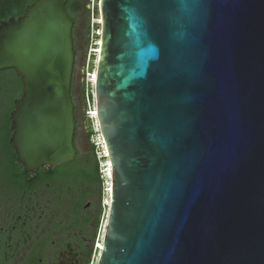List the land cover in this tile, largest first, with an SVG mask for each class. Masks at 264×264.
Segmentation results:
<instances>
[{"label": "water", "instance_id": "1", "mask_svg": "<svg viewBox=\"0 0 264 264\" xmlns=\"http://www.w3.org/2000/svg\"><path fill=\"white\" fill-rule=\"evenodd\" d=\"M68 1L0 22V71L22 86L9 143L29 175L77 155ZM99 12L111 195L96 264H264V0H99Z\"/></svg>", "mask_w": 264, "mask_h": 264}, {"label": "rangeland", "instance_id": "2", "mask_svg": "<svg viewBox=\"0 0 264 264\" xmlns=\"http://www.w3.org/2000/svg\"><path fill=\"white\" fill-rule=\"evenodd\" d=\"M75 1L82 4V9L75 13L77 23L74 28L76 66L72 94L79 121L75 145L83 157L87 158L93 152L98 169V181L95 184L78 188L79 192L85 193L79 213L80 223L87 215L89 221L85 230L77 226L68 230L67 227L73 225L69 211L58 216L53 208L51 193L44 189L31 190L21 195L0 190V202H3L0 210V258L8 259L7 264L26 262L34 241L46 232L50 233L51 244L45 246V252H38L41 257L37 264H96L100 255L109 209L110 180L106 172L107 157L103 152L95 119L92 81L95 77L100 34L99 0ZM13 97L14 101L19 97V92ZM69 194L71 198V192ZM27 220L29 224L26 229L21 221ZM10 255L12 258H9Z\"/></svg>", "mask_w": 264, "mask_h": 264}, {"label": "trees", "instance_id": "3", "mask_svg": "<svg viewBox=\"0 0 264 264\" xmlns=\"http://www.w3.org/2000/svg\"><path fill=\"white\" fill-rule=\"evenodd\" d=\"M33 0H0V22L6 21L10 17L20 16L24 9L31 4ZM73 3L74 9L67 6L66 11L74 25L77 23L75 13L82 9L79 1L69 0ZM67 2V3H68ZM21 81L12 70L0 71V190L5 192H14L16 195L27 193L31 190L44 189L51 193L53 208L58 216H61L66 210L69 211L73 226L85 230L88 224V215L80 223V209L84 204L85 193L79 192L78 188L91 186L98 181V169L93 152L89 157H83L77 152L75 160L59 168H41L29 178V174L24 173L22 167L16 162V156L9 143L11 136L9 113L13 110V95L19 92L21 96ZM13 97V98H12ZM17 97V98H19ZM76 125L78 120L75 118ZM71 198H70V192ZM72 195H75L72 197ZM2 195L0 194V201ZM3 202H0V210ZM24 228H28V220L21 221ZM54 227L56 222L53 223ZM35 237V236H34ZM33 237V238H34ZM50 233L46 232L34 241L33 247L29 250L26 262L22 264H37L41 254L38 253L46 245L51 244ZM2 243L0 244V246ZM9 258H12L10 255ZM8 259L0 258V264H7Z\"/></svg>", "mask_w": 264, "mask_h": 264}, {"label": "flooded vegetation", "instance_id": "4", "mask_svg": "<svg viewBox=\"0 0 264 264\" xmlns=\"http://www.w3.org/2000/svg\"><path fill=\"white\" fill-rule=\"evenodd\" d=\"M33 2V1H32ZM31 2V3H32ZM67 6L71 9H74V5L72 2H68L67 3ZM66 6V8H67ZM69 16V15H68ZM74 28H75V25L73 27V30H72V38H73V46H74V53H75V65H74V70H73V76H72V82H71V89H70V96L72 98V101H73V104H74V119L76 118L77 119V115H76V106H75V102H74V99H73V83H74V75H75V66H76V47H75V39H74ZM78 120V119H77ZM79 124V122H78ZM78 124L76 125V121H75V134H74V146L75 148L77 149L76 145H75V138H76V135H77V126ZM77 152H78V149H77ZM33 175V174H32Z\"/></svg>", "mask_w": 264, "mask_h": 264}, {"label": "bare ground", "instance_id": "5", "mask_svg": "<svg viewBox=\"0 0 264 264\" xmlns=\"http://www.w3.org/2000/svg\"><path fill=\"white\" fill-rule=\"evenodd\" d=\"M92 81H93V83H94V81H95V77H93ZM101 144H102V143H101ZM102 146H103V145H102ZM103 152H104V155L107 157V152H106L104 146H103ZM106 167H107V170H106V172H107V177H108L109 180H110V163H109L108 160L106 161ZM110 195H111V182L108 184V196H109V199H110ZM108 204H109V201H108Z\"/></svg>", "mask_w": 264, "mask_h": 264}, {"label": "snow or ice", "instance_id": "6", "mask_svg": "<svg viewBox=\"0 0 264 264\" xmlns=\"http://www.w3.org/2000/svg\"><path fill=\"white\" fill-rule=\"evenodd\" d=\"M133 27H135V23L133 24Z\"/></svg>", "mask_w": 264, "mask_h": 264}, {"label": "built area", "instance_id": "7", "mask_svg": "<svg viewBox=\"0 0 264 264\" xmlns=\"http://www.w3.org/2000/svg\"><path fill=\"white\" fill-rule=\"evenodd\" d=\"M96 52H98V50H96Z\"/></svg>", "mask_w": 264, "mask_h": 264}]
</instances>
